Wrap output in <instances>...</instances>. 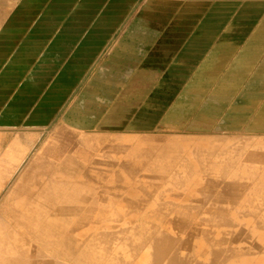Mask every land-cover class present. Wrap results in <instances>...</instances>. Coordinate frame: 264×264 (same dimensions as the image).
I'll return each mask as SVG.
<instances>
[{"label":"crops","instance_id":"1","mask_svg":"<svg viewBox=\"0 0 264 264\" xmlns=\"http://www.w3.org/2000/svg\"><path fill=\"white\" fill-rule=\"evenodd\" d=\"M12 195L50 264H264V0H0Z\"/></svg>","mask_w":264,"mask_h":264},{"label":"rangeland","instance_id":"2","mask_svg":"<svg viewBox=\"0 0 264 264\" xmlns=\"http://www.w3.org/2000/svg\"><path fill=\"white\" fill-rule=\"evenodd\" d=\"M77 143L78 142H74L73 140L71 141L72 145H75ZM70 150H71V155L83 153V149L77 146L76 147L71 146ZM56 151L57 152L59 151V153H56V155H62V149H56ZM62 182H63L62 180H59V181L58 179L56 180L57 185H55L56 193L54 196L56 207H62L64 205L62 203L63 202V192L62 191L66 193L68 191L67 189L70 188L71 190L68 191L69 193L71 192V197H70L71 206L70 207L73 208L76 206L75 201L78 198L74 194V190H73L74 187L70 185H64ZM27 202H30V204L31 203L35 204L37 201L35 198H32V199L30 198V200ZM21 203L22 202L19 200L18 196L12 195L10 198L7 199V204H6L7 210L4 211L3 209V211L0 212V222H1L0 223L1 224L0 241L3 240L2 243L0 244V262L4 261V259L2 260V258L4 257L13 258L15 260L22 261L23 264H33L35 260H38L39 262L48 260L47 257H44L43 260H39L38 258H31L32 254L34 253L32 250L33 241L30 240V237H32L35 240H39L40 238L41 240V237H37V236L40 235L44 237L46 236L47 232H50V231L53 232L54 229H56L57 223L55 222V224H52V222L53 220L55 221L62 220V217H61L62 212L44 211V210L42 211H31V210L30 211H17L16 209L21 207L20 206ZM30 204L28 205V208L32 207ZM46 204H47L46 195H40V197L38 198V205L40 206H36V207L40 208L42 206H46ZM69 213L72 215V217L73 215L75 216V214L76 215L78 214V212H74V211H71ZM48 223L51 224L50 228L46 227ZM52 226H55V228L52 229ZM20 230H22L23 234H26L24 236H27L23 240V243H20V238L18 239V237L16 236L17 235L16 233ZM30 230L32 232H30ZM31 233L33 235H31ZM56 234H57V230H56ZM43 243H44L43 246L46 252H48L49 245H48L47 239H45ZM41 245L42 243L36 242L35 247L37 246L41 247ZM2 249H5V252L2 251ZM19 259H22V260H19ZM41 264H44V263H41ZM87 264H90V262H88Z\"/></svg>","mask_w":264,"mask_h":264},{"label":"bare ground","instance_id":"3","mask_svg":"<svg viewBox=\"0 0 264 264\" xmlns=\"http://www.w3.org/2000/svg\"><path fill=\"white\" fill-rule=\"evenodd\" d=\"M88 168V167H87ZM92 172V171H91ZM234 180V179H233ZM93 181V180H92ZM92 181H91V183H92ZM106 182V181H105ZM235 183V182H234ZM246 183H247V181H246ZM248 184V183H247ZM82 185V184H81ZM99 187V186H98ZM246 187V186H245ZM242 188H244V187H242ZM248 188V187H247ZM246 190V189H245ZM244 191V190H243ZM242 191V192H243ZM232 193V192H231ZM235 193H233V195H234ZM231 196V195H230ZM235 196V195H234ZM89 200V199H88ZM87 202V201H86ZM231 202V201H230ZM77 207V206H76ZM52 208V207H51ZM74 208V207H73ZM80 209L82 208V207H79ZM58 209V208H57ZM75 209H77V208H75ZM54 211H56V210H54ZM65 211V210H64ZM63 211V212H64ZM223 211V210H222ZM249 211V210H248ZM256 211V210H255ZM259 211V210H258ZM132 212V211H131ZM211 212V211H210ZM56 213V212H55ZM180 213V212H179ZM187 214H189V213H187ZM186 214V215H187ZM53 215V214H52ZM59 215V214H58ZM67 215H71V214H67ZM178 216V215H177ZM179 217V216H178ZM188 217H189V215H188ZM205 218V217H204ZM217 219H219V218H217ZM180 220V219H179ZM204 221V220H203ZM226 221V220H225ZM46 222V221H45ZM187 224V223H186ZM205 224V223H204ZM181 225V224H180ZM185 225V224H184ZM202 225V224H201ZM217 225V224H216ZM210 226H212V225H210ZM215 226V225H214ZM220 227V226H219ZM32 228V227H31ZM183 228H184V226H183ZM187 228V227H186ZM181 229V228H180ZM230 229V228H229ZM35 231V230H34ZM40 231V230H39ZM30 232H32L31 230H30ZM36 234V233H35ZM31 235H32V233H31ZM44 235V234H43ZM70 235V234H69ZM37 237H41L40 235L39 236H37ZM223 237V236H222ZM36 238V237H35ZM181 238V237H180ZM221 238V237H220ZM40 239V238H39ZM207 239V238H206ZM182 240V239H181ZM229 240V239H228ZM2 241L3 240H1L0 241V244L2 243ZM207 241V240H206ZM225 241V240H224ZM213 242H215V241H213ZM227 242V241H226ZM222 245H224V244H222ZM226 245V244H225ZM215 246H217V245H215ZM219 248V247H218ZM79 249H81V248H79ZM78 249V250H79ZM213 249V248H212ZM215 249V248H214ZM82 250V249H81ZM2 251H4L5 252V249H2ZM225 251H226V249H225ZM231 251V250H230ZM152 252V251H151ZM189 253V252H188ZM227 254V253H226ZM151 255V254H150ZM169 255H172V253L171 254H169ZM179 255V254H178ZM225 255V254H224ZM232 255V254H231ZM226 256V255H225ZM233 256V255H232ZM172 257V256H171ZM170 258V257H169ZM210 258H211V256H210ZM224 258V257H223ZM4 259V261H1L0 262V264H23V262L22 261H18V260H15V259H13V258H7V257H4V258H2V260ZM168 259V258H167ZM183 259V258H182ZM181 259V260H182ZM19 260H22V259H19ZM166 260V259H165ZM210 260V259H209ZM151 261V260H150ZM224 261V260H223ZM178 262H179V260H178ZM183 262V261H182ZM41 263H44V264H50V262L48 261V260H44L43 262H39L38 260H35L34 261V263L33 264H41ZM152 263V262H151ZM165 264V263H164ZM196 264V263H195ZM224 264H226L225 262H224Z\"/></svg>","mask_w":264,"mask_h":264}]
</instances>
